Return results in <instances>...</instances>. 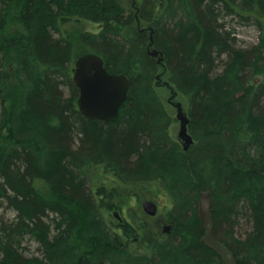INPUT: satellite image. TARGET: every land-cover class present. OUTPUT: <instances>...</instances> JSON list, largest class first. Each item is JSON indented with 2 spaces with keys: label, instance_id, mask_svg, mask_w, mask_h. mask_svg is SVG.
Returning a JSON list of instances; mask_svg holds the SVG:
<instances>
[{
  "label": "trees",
  "instance_id": "obj_1",
  "mask_svg": "<svg viewBox=\"0 0 264 264\" xmlns=\"http://www.w3.org/2000/svg\"><path fill=\"white\" fill-rule=\"evenodd\" d=\"M227 17L255 27L258 43L234 48ZM137 22L145 28L128 32ZM89 52L129 79L110 123L77 107L73 65ZM160 71L184 100L186 151L155 88ZM95 166L167 195L170 231L148 253L126 245L142 222L105 217L118 196L92 190ZM202 192L234 263L264 264V0H0V208L15 214H0V264H223L200 240ZM26 240L41 257L24 256Z\"/></svg>",
  "mask_w": 264,
  "mask_h": 264
},
{
  "label": "rangeland",
  "instance_id": "obj_2",
  "mask_svg": "<svg viewBox=\"0 0 264 264\" xmlns=\"http://www.w3.org/2000/svg\"><path fill=\"white\" fill-rule=\"evenodd\" d=\"M119 3L125 8L137 6L139 0H118ZM225 28L230 30L234 37V48L239 50H246L258 43L259 32L253 26H246L238 23L236 18L227 17L225 19ZM13 24L10 25L12 27ZM78 27L86 32L98 33L100 31V25L82 20ZM145 28L142 22H137L133 26L127 29L130 32L134 28ZM226 58V57H225ZM226 59H224L225 61ZM221 69L217 72L220 73ZM167 79L162 71L156 82V91L164 105V108L168 115L171 117L172 122L170 124V134L173 138H177V132L179 129V122L176 119V108L174 103L179 102L182 106V110H185L184 100L179 95H173L167 84ZM184 112V111H183ZM178 139V138H177ZM182 145L180 139H178ZM88 179L92 190H96L101 186L106 188L113 187L118 196V207L113 208L110 211H104L105 217L114 216L116 212L120 219H127L131 221H138L143 223V227L138 229V236L135 240H127V248L136 253H148L150 243L153 238L165 233L164 227L169 226L164 223L163 213L166 208L169 207V199L158 182H147V183H135L125 184L116 179L113 174L105 170L102 166L91 167L88 170ZM144 200H151L156 203L157 211L155 215L149 216L142 210L141 203ZM0 214L5 218L11 219L15 216L14 212L6 207L0 208ZM236 229L235 238L243 239L245 234L244 223ZM170 231V227L169 230ZM169 233V232H168ZM222 236V234L220 233ZM24 256L41 257L39 246L34 241L26 240L22 250Z\"/></svg>",
  "mask_w": 264,
  "mask_h": 264
},
{
  "label": "water",
  "instance_id": "obj_3",
  "mask_svg": "<svg viewBox=\"0 0 264 264\" xmlns=\"http://www.w3.org/2000/svg\"><path fill=\"white\" fill-rule=\"evenodd\" d=\"M152 56H157L153 51ZM162 58H158L161 62ZM72 80L78 89L77 107L79 112L89 119H97L104 123H110L117 119L120 106L127 99L129 79L123 73H109L104 66L102 58L95 53H85L78 56L73 65ZM171 97L175 93L170 90ZM176 108V119L179 122L177 138L182 142L184 151L193 143L192 137L187 131L189 120L182 110L179 102L173 104ZM142 210L149 216L155 215L157 205L151 200L141 203ZM198 214L203 224L201 242L214 251L223 264H235L231 251L216 240L212 235V221L210 217V200L206 192H202L198 201ZM116 219H120L116 212ZM168 233L169 226L164 227Z\"/></svg>",
  "mask_w": 264,
  "mask_h": 264
},
{
  "label": "bare ground",
  "instance_id": "obj_4",
  "mask_svg": "<svg viewBox=\"0 0 264 264\" xmlns=\"http://www.w3.org/2000/svg\"><path fill=\"white\" fill-rule=\"evenodd\" d=\"M103 122V121H102Z\"/></svg>",
  "mask_w": 264,
  "mask_h": 264
}]
</instances>
